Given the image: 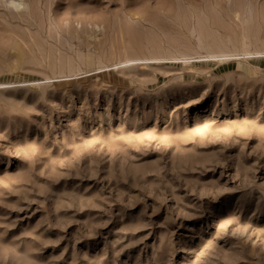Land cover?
Masks as SVG:
<instances>
[{
  "label": "rangeland",
  "instance_id": "1",
  "mask_svg": "<svg viewBox=\"0 0 264 264\" xmlns=\"http://www.w3.org/2000/svg\"><path fill=\"white\" fill-rule=\"evenodd\" d=\"M24 1L0 264H264V0Z\"/></svg>",
  "mask_w": 264,
  "mask_h": 264
},
{
  "label": "bare ground",
  "instance_id": "2",
  "mask_svg": "<svg viewBox=\"0 0 264 264\" xmlns=\"http://www.w3.org/2000/svg\"><path fill=\"white\" fill-rule=\"evenodd\" d=\"M10 4H12L17 9H22L25 7L26 2L24 0H7ZM7 2V3H8ZM27 6V5H26ZM237 17H240L239 14H236Z\"/></svg>",
  "mask_w": 264,
  "mask_h": 264
}]
</instances>
